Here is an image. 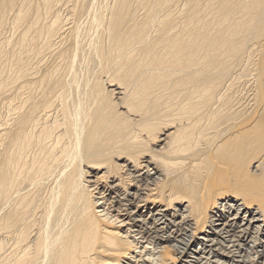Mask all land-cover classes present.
I'll use <instances>...</instances> for the list:
<instances>
[{
	"label": "bare ground",
	"instance_id": "1",
	"mask_svg": "<svg viewBox=\"0 0 264 264\" xmlns=\"http://www.w3.org/2000/svg\"><path fill=\"white\" fill-rule=\"evenodd\" d=\"M250 254L264 264V0H0V264Z\"/></svg>",
	"mask_w": 264,
	"mask_h": 264
},
{
	"label": "rangeland",
	"instance_id": "2",
	"mask_svg": "<svg viewBox=\"0 0 264 264\" xmlns=\"http://www.w3.org/2000/svg\"><path fill=\"white\" fill-rule=\"evenodd\" d=\"M61 13H62V12H60V14H61ZM63 15H64V13L61 14L60 16L63 17ZM84 26H85V27H84ZM85 28H86V29H85ZM81 30H82L81 32H82V34H83V36H84L83 39H84L85 41H87V37H85V36H89V35L93 32L92 29H91L90 27L88 28V27H87V24L85 25V23L81 22ZM84 30H85V31H84ZM89 30H90V31H89ZM83 31H84V33H83ZM85 34H86V35H85ZM84 54H86V53H84ZM63 65L66 66L65 64H63ZM64 66H63V69H64L65 71H64V70L62 71V74H61V77H60V78H62V79L64 78V81H67V79H69L70 77H71V80L73 79L72 77H74V79H76L77 82H80L79 80H81V79H82V80H85L84 77H85V75H87V72H86V71H84V70H82L81 68H79L80 70L77 69V70H75V71H71V72H70V71L67 70V68L65 69ZM74 69H75V68H74ZM42 70H43V69H41L40 72H41ZM66 71H67V72H66ZM82 71H83V72H82ZM64 72H66L67 74L64 73ZM81 72H82V73H81ZM63 73H64V74H63ZM69 74H70V77H69ZM80 74H81V75H80ZM71 75H72V76H71ZM75 76H76V77H75ZM65 78H66V79H65ZM74 79H73V80H74ZM62 81H63V80H62ZM68 81H69V80H68ZM68 81H67V82H68ZM77 82H76V83H77ZM105 87H106V86H105ZM249 112H250V110H249ZM252 113H253V111H252ZM250 114H251V112H250ZM87 175H88V171H87ZM84 176H85V175H84ZM104 181H105V179H104ZM105 182H106V181H105ZM88 186H89L90 190H94V189H92V188H94L93 185L91 186V185L89 184ZM93 192H95V191H93ZM116 225L119 226V224H117V223H116ZM115 228H116V227H114V226L111 227V229H115ZM122 229H123V230H122ZM116 231H118L119 233L121 232V233H120L121 235H122V234H125V232H124V228H122V227H120V228L118 227V228L116 229ZM249 258H250V260H249ZM249 258H248V261H249L248 263H249V264H254L253 262H254L255 255L250 254V255H249ZM251 258H253V259H251ZM259 259L262 260V257L260 256ZM252 260H253V262H252ZM250 262H251V263H250Z\"/></svg>",
	"mask_w": 264,
	"mask_h": 264
}]
</instances>
